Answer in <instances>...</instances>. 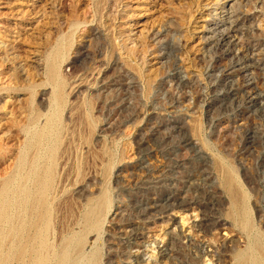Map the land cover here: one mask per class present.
Wrapping results in <instances>:
<instances>
[{"label": "rangeland", "instance_id": "obj_1", "mask_svg": "<svg viewBox=\"0 0 264 264\" xmlns=\"http://www.w3.org/2000/svg\"><path fill=\"white\" fill-rule=\"evenodd\" d=\"M226 2L0 0V137L13 150L0 174L28 133L59 116L50 142L52 232L40 264H57L64 252L96 255L78 264H122L131 235L142 231L146 239L166 233L169 250L145 245L142 264H205L196 248L209 245L210 264H264V0ZM226 11L237 30L231 45L221 41ZM58 49L59 112L49 78ZM102 199L101 228L91 231L85 214ZM181 216L183 231L172 232ZM14 247L3 244L2 264H35L29 253L16 258Z\"/></svg>", "mask_w": 264, "mask_h": 264}, {"label": "bare ground", "instance_id": "obj_2", "mask_svg": "<svg viewBox=\"0 0 264 264\" xmlns=\"http://www.w3.org/2000/svg\"><path fill=\"white\" fill-rule=\"evenodd\" d=\"M233 1L234 0H227L226 3L228 5L229 3H232ZM232 5H234V4L232 3L231 7H232ZM225 7H222V8L225 9ZM226 12L227 13L222 18H220V23L223 26H224V24H228L229 28L228 29L226 28L225 32H223L224 34L222 35L221 41L225 45L226 44L227 45H231V44L234 43L233 38H235V35H233V34L237 30H235V25H234L235 22H234V20H232L233 16L230 15L231 12L230 13L228 11H226ZM216 26H218V23H217ZM218 29L219 28H217V27L212 28V30H214V31L218 30ZM223 29H225V28H223ZM239 31H238V33H239ZM217 33H218V31H217ZM126 36H128V35H126ZM134 36H135V33H132V32L129 33V37L133 38ZM122 37L124 38V36H122ZM211 38H212V36H211ZM133 39L136 40L135 38H133ZM127 40H128V38H127ZM137 41H140V40H137ZM237 42H238V40H237ZM122 44H123V42H122ZM131 44H134V43L131 42ZM138 45H139V43H138ZM239 48H241V47H239ZM243 57L244 56H242V58ZM238 59H239V57H238ZM234 60L235 59H233V61ZM242 61H244V60H242ZM61 63H62V60H61V56H60V49H58L53 54V57H52V59L50 61V64H49V76H50L49 78L53 82V85H54L53 98H52V105L51 106H53V108L57 112H59V109L61 108L62 104L64 103V96H63L64 84H63V75H62V72H61ZM251 65L249 64V66H251ZM233 66H236V65H233ZM237 66H239V64H237ZM227 67H226V69H227ZM231 68H230V70H232V71L230 72V74L232 75V73H234L235 71H237L239 69H242L244 71L248 67L247 66L245 67L244 65H242L238 69H235L236 67H233V69H231ZM244 76H245V74H244ZM242 79H243V77H242ZM225 83H227V82H225ZM235 83H233V84H235ZM241 83H243V82H241ZM229 84H230V82H229ZM230 87H231V85H230ZM225 88H227V87H225ZM227 89H232V87L231 88H227ZM243 89H245V86H244ZM237 90H238V88H237ZM217 94H218V92H217ZM238 98H239V95H238ZM262 98H264V97H262ZM255 100H257V96H255V95L250 98V102H254ZM58 120H59L58 114L57 115L53 114V116H51V117L48 116V119H47L48 123H47V126L45 127V129L43 131H40V132H37V133L36 132L28 133L29 136L27 138V141H26V143H24L22 146L19 147L18 153L14 157L11 156L13 154L10 155L11 157H13L12 158V164H11V168L12 169L10 170V172L7 173V176L0 174V181H1V183H0V225H4V226L7 227L6 230H4V229H2V227H0V250H2L3 244L6 243V241H9V244H10L11 247L15 246L14 248H15V251H16V253H15L16 258H19V259L23 258L24 259L25 255L27 253H29L35 259V264L42 263V261H43L42 251L47 250L49 248V236L51 234L50 232H52V229L50 227L49 205H50V197H51V194L54 191V185H55L56 148H55V146L50 145V142H51L52 133L54 131V127L56 126V123L58 122ZM9 139H10L9 137L5 138V139H2L0 137V163H2V161H4L6 158H9L8 157L9 154L13 151L12 148H10L4 142L5 140H9ZM44 143H46V148H44V145H45ZM42 149H44V153L41 152ZM34 150L37 151V154H32V151H34ZM42 161H44V162H42ZM5 170H6V168H5ZM106 198H107V195H106ZM106 204H107V201H106ZM163 204H166V203L163 202ZM171 204H173V203H169L170 207H171ZM177 204H178V207H181V208L184 207L186 209L187 208H191V206H192V205L189 204V202L187 204L186 201L185 202L181 201L180 203H177ZM104 208H105V204L103 203V199H102L97 205L92 206L87 211V213L85 214L84 218H85L86 226H89V228H88L89 230H91V231H99V229L101 228L100 215L103 212ZM191 209H192L191 210L192 212L196 211L195 208H191ZM183 210H185V209H183ZM17 211H18V214L16 213ZM156 212H158V211H156ZM20 213H22V214L20 215ZM149 213H147V214H149ZM199 213H200V211H199ZM149 216H148L147 219H149ZM151 216H153V215H151ZM197 217L198 216L195 215V219ZM172 222H173V225H175L174 229L173 230L171 229L172 232H174L176 230H177V232H182L183 229H184V226L186 225L185 221H184V218H182V216H181V218L175 219ZM189 228H190V226H189ZM199 228H200V225H199ZM31 230L32 231L35 230L34 234H32V235L30 234ZM136 230H137V228H136ZM129 231H131V230H129ZM187 231H188L187 235H189L190 234V230H187ZM195 231H198V230H195ZM211 231H213V229ZM142 233H143V231L141 232V234L134 233V234L131 235V238H132L131 240L132 241H130L128 246H127V250L125 252V258L123 259L122 264H142L144 259L141 258L140 249L146 247L145 245H147L148 247H152L151 248L152 252H156V253H158V255H159V253H160V255H165V254L168 253V251H169L168 248L167 247L164 248V245L161 246V244L164 243V237L163 236H166V233L163 235L160 232L159 234H154V235L148 236L147 239L143 235L145 232L143 234ZM184 233H185V231H184ZM168 234L169 233H167V235ZM173 234H175V233H173ZM13 235H14V237H15V235H17V239L16 240H14V238L12 237ZM186 237L187 236H185L184 238L186 239ZM172 238H173V236H172ZM184 238H183V240H184ZM126 239H127V237H126ZM177 239H179L178 236H177ZM195 243L198 244L197 242H195ZM82 245H83V240L80 239V238L77 239L76 243H75V250H76L75 252L76 253L82 252ZM203 246H204V244H203ZM210 248H211L210 245L208 246V249H206V247L204 248V247L198 246L196 248L197 249L196 250L193 247V249H195L197 251L196 254H197V257L199 258V260L202 259L203 263H205V264L207 262H209V264H210L211 260H212L211 259L212 258L211 253L212 252L214 253V251L211 250ZM134 249H135V251H134L135 253H133ZM212 249H214V248H212ZM190 252H193V251L190 250ZM196 254H195V256H196ZM146 255L147 254H145L144 256L146 257ZM149 255H150V253H149ZM149 255H148V257H149ZM80 258H82V259L87 258L89 261H96L97 260L95 254H91L90 256L82 254L81 257H79L78 259H80ZM154 258H155V256H154ZM78 259H72L68 252H64L62 254L61 258L58 260L57 264H78L79 261L81 260V259L80 260H78ZM120 262H121V260H120ZM153 262H155V260ZM0 264H2V263L0 262ZM191 264H193V263L191 262Z\"/></svg>", "mask_w": 264, "mask_h": 264}]
</instances>
